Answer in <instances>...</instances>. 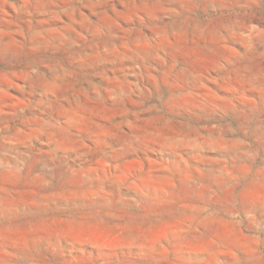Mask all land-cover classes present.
<instances>
[{
	"label": "rangeland",
	"instance_id": "rangeland-1",
	"mask_svg": "<svg viewBox=\"0 0 264 264\" xmlns=\"http://www.w3.org/2000/svg\"><path fill=\"white\" fill-rule=\"evenodd\" d=\"M0 264H264V0H0Z\"/></svg>",
	"mask_w": 264,
	"mask_h": 264
}]
</instances>
